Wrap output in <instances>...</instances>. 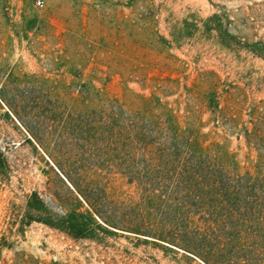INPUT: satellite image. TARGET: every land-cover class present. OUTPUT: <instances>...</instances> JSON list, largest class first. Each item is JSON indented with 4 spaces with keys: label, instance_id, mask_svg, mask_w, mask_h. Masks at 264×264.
Segmentation results:
<instances>
[{
    "label": "rangeland",
    "instance_id": "374dc122",
    "mask_svg": "<svg viewBox=\"0 0 264 264\" xmlns=\"http://www.w3.org/2000/svg\"><path fill=\"white\" fill-rule=\"evenodd\" d=\"M0 264H264V0H0Z\"/></svg>",
    "mask_w": 264,
    "mask_h": 264
},
{
    "label": "built area",
    "instance_id": "2783aa9c",
    "mask_svg": "<svg viewBox=\"0 0 264 264\" xmlns=\"http://www.w3.org/2000/svg\"><path fill=\"white\" fill-rule=\"evenodd\" d=\"M36 4L40 5L41 4V0H36Z\"/></svg>",
    "mask_w": 264,
    "mask_h": 264
},
{
    "label": "trees",
    "instance_id": "16d2710c",
    "mask_svg": "<svg viewBox=\"0 0 264 264\" xmlns=\"http://www.w3.org/2000/svg\"><path fill=\"white\" fill-rule=\"evenodd\" d=\"M0 159H1V152H0Z\"/></svg>",
    "mask_w": 264,
    "mask_h": 264
}]
</instances>
